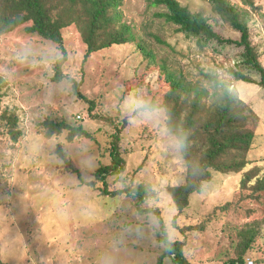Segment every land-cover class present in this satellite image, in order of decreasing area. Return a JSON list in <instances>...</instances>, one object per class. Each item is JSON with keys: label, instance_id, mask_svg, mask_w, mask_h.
Here are the masks:
<instances>
[{"label": "rangeland", "instance_id": "rangeland-1", "mask_svg": "<svg viewBox=\"0 0 264 264\" xmlns=\"http://www.w3.org/2000/svg\"><path fill=\"white\" fill-rule=\"evenodd\" d=\"M179 1L217 21L218 28L224 26L208 0ZM229 2L242 13L264 65V0ZM120 9L135 40L96 51L85 60L88 46L82 34L75 26L66 28L68 57L61 80L53 79L61 48L26 31L31 23L0 34L1 258L9 264H159L167 244L161 241L163 223L170 240L187 239L185 255L191 263L206 250H216V260L227 262L228 249L253 238L261 244L250 251L248 261L259 263L264 257V188L259 198L241 199L256 188L242 183L245 175L252 177L249 185L264 178V87L237 80L232 73L237 58L180 31L159 15L167 11L163 6L121 0ZM227 34L237 37L232 30ZM166 72L181 84L180 101L189 99L183 117L199 94L212 107L217 90L208 75L231 83L240 97L231 117L255 133L245 156H236L246 159L245 167L240 172L213 170L212 179L182 212L169 188L185 183L188 161L167 124L164 102L172 106L174 100ZM249 74L260 80L258 72ZM70 76L81 81L86 98L76 93ZM151 101L162 106L139 110ZM50 120L83 126L93 136L69 140L68 129L50 136ZM119 129L126 167L104 183L96 171L111 162L113 135ZM53 144L58 155L61 147L73 157L64 168L50 162ZM64 144L88 146L96 167L87 182L94 183L69 180L68 174L79 179L83 170L77 166L78 150ZM233 159L229 155L225 162ZM138 184L152 189L140 207L122 190ZM104 185L122 191L105 195Z\"/></svg>", "mask_w": 264, "mask_h": 264}, {"label": "trees", "instance_id": "trees-1", "mask_svg": "<svg viewBox=\"0 0 264 264\" xmlns=\"http://www.w3.org/2000/svg\"><path fill=\"white\" fill-rule=\"evenodd\" d=\"M211 2L224 22L222 28L217 21L205 16L203 13H193L179 0H151L154 5L163 6L167 11L159 15L165 17L167 21L179 26V30L188 36L199 39L203 45L213 46L215 50L224 53L227 57H236V69H233L237 80L259 83L264 87V65L259 58V52L252 43L251 31L244 21L242 13L232 5L229 0H208ZM253 2V0H250ZM121 0H0V34L10 33L20 26L27 25L26 31L37 33L44 39L56 42L63 52L55 63L54 80H61L65 77L63 65L68 57V50L65 45L64 30L75 26L83 36L88 46L85 60L94 52L111 48L114 45L127 43L135 40L132 27L122 21L120 9ZM223 30V31H222ZM232 30L237 37L229 36L227 32ZM148 56L149 53H147ZM164 69L166 67L164 66ZM250 72H258L260 80H255L250 76ZM166 80L170 82V94L174 104L164 102L167 107V124L169 129L176 135L180 144V151L188 161V171L186 181L180 185L169 188L180 212L186 209L191 203V197L203 189L204 183L213 177V170L221 172H240L246 165L244 157L253 145L255 133L249 131L242 123L231 117L234 106L239 102L238 92L231 83L221 80L217 75H208L214 83L216 92L213 94L211 108L206 107L203 96L199 94L191 100V109L186 117L182 116L183 107L189 99L180 101V82L167 72ZM76 93L82 98H86L80 91L81 81L70 76ZM93 102V101H91ZM161 104L151 101L139 108L159 109ZM207 117L201 116L202 112H208ZM49 135L61 133L68 129L69 140L76 136L93 135L83 126H71L65 121H49L47 124ZM122 129L113 135L110 149L111 162L102 164L96 171L98 179L107 183V178L111 175L121 174L126 167V161L120 149V139ZM59 155L66 157L64 150L58 148ZM233 156V162L227 164L225 159ZM238 160V161H236ZM73 170V169H71ZM77 171V169H74ZM251 175L248 173L242 179L248 187H256L246 198H259V194L264 188V178L257 180L256 184L251 183ZM86 183H94L89 181ZM242 184V187L244 185ZM106 186V187H105ZM102 192L105 195L115 196L122 190L131 196L138 207L151 195V187L138 184L128 186L122 190L109 189L104 185ZM262 193V192H261ZM227 206H231L227 204ZM153 210V209H149ZM146 211H148L146 209ZM176 227L178 225L174 223ZM179 228V227H178ZM161 241L167 243L165 251L159 259V264H163L166 256H173L176 264H192L185 255L187 239L172 241L168 238L166 226L162 223ZM184 232V231H183ZM255 238L247 240L244 244L241 241L230 250L235 256L224 264H248L245 256L247 252L258 249ZM237 254V255H236ZM0 264H9L0 256Z\"/></svg>", "mask_w": 264, "mask_h": 264}, {"label": "clouds", "instance_id": "clouds-1", "mask_svg": "<svg viewBox=\"0 0 264 264\" xmlns=\"http://www.w3.org/2000/svg\"><path fill=\"white\" fill-rule=\"evenodd\" d=\"M54 148H55V144L51 145L49 148V158H50V162L53 165L59 168H64L67 160L73 161V157L71 155H67L66 157L65 156L61 157L53 150ZM64 148L78 150L80 155L77 161V166L83 170L81 177L79 179H77L75 175L68 174L67 177L69 178V180L75 181L77 183H81L82 181L87 182L88 174L93 172L96 167L94 157L88 154L90 153V149L88 148V146L81 145L74 147L70 144H64Z\"/></svg>", "mask_w": 264, "mask_h": 264}, {"label": "crops", "instance_id": "crops-1", "mask_svg": "<svg viewBox=\"0 0 264 264\" xmlns=\"http://www.w3.org/2000/svg\"><path fill=\"white\" fill-rule=\"evenodd\" d=\"M262 242H264V239L262 240ZM260 244L261 243H259V245L257 244L258 245L257 247H260ZM200 248H202V247H200ZM230 250L231 249H228V251L230 253L227 254L226 259H228V258L230 259V257L233 258L235 256ZM228 251H227V253H228ZM263 251H264V249L262 250V252ZM216 253H217L216 250L215 251L206 250L203 253L198 254V258L195 260V262H196V264H224L226 262L224 259L222 260V262H218L216 260ZM249 254H250V252L246 253V256H245L246 261L248 260ZM89 264H93V263L89 262ZM163 264H176V263L174 261V257L169 255V256H166L164 258ZM192 264H194V263H192ZM257 264H264V257L263 256H261V260Z\"/></svg>", "mask_w": 264, "mask_h": 264}, {"label": "built area", "instance_id": "built-area-1", "mask_svg": "<svg viewBox=\"0 0 264 264\" xmlns=\"http://www.w3.org/2000/svg\"><path fill=\"white\" fill-rule=\"evenodd\" d=\"M248 264H255L254 260H249Z\"/></svg>", "mask_w": 264, "mask_h": 264}]
</instances>
